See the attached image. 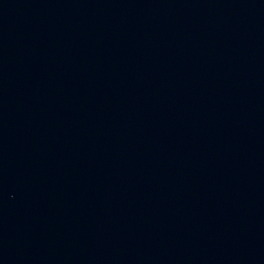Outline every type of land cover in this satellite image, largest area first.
Here are the masks:
<instances>
[{"label":"water","instance_id":"obj_1","mask_svg":"<svg viewBox=\"0 0 264 264\" xmlns=\"http://www.w3.org/2000/svg\"><path fill=\"white\" fill-rule=\"evenodd\" d=\"M0 264H264V0H0Z\"/></svg>","mask_w":264,"mask_h":264}]
</instances>
